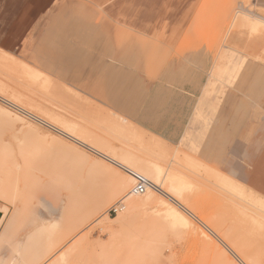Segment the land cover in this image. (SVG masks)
I'll list each match as a JSON object with an SVG mask.
<instances>
[{"label": "rangeland", "instance_id": "rangeland-1", "mask_svg": "<svg viewBox=\"0 0 264 264\" xmlns=\"http://www.w3.org/2000/svg\"><path fill=\"white\" fill-rule=\"evenodd\" d=\"M262 33L264 0H0V89L117 152L145 146L135 154L158 162L165 185L178 184L182 201L211 222L188 215L189 225L172 226L160 202L127 226L110 220L124 193L81 157L99 158L0 105L19 208L13 231L11 202L0 225V264L50 261L65 238L77 247L61 264H239L227 236L264 264V236L241 200L264 198V40H251ZM168 118L179 123L156 133ZM101 214L107 220L93 223Z\"/></svg>", "mask_w": 264, "mask_h": 264}, {"label": "bare ground", "instance_id": "bare-ground-1", "mask_svg": "<svg viewBox=\"0 0 264 264\" xmlns=\"http://www.w3.org/2000/svg\"><path fill=\"white\" fill-rule=\"evenodd\" d=\"M225 44H226L225 47H234V45H232V43H231V40H227L226 37H225ZM220 71L221 70L219 69V72ZM25 98L26 97L23 94H18V96L12 97L9 95V93H6L0 89V105L1 106L7 107L8 110L13 114L18 113L19 115H17V116H19V117L21 115L25 118L33 120L35 123L42 124L44 126H47L48 128H51L52 131L54 130L57 134H59L60 136H62L66 140H69L70 142L76 144L77 146L87 148V150H89L90 152L95 154V156H97L99 159L89 160L85 157H81V158H84V160L86 159L87 162L89 163L90 167H92L99 175H101L104 178V180H106L110 184V188L108 186V189L112 190L113 193H116L118 191H121L124 193V195L121 197L122 199L119 200L118 204L116 203V205H115V207H117V212L119 211L118 215H116L115 217H110V220L120 222L123 227L127 226L130 223L131 218L135 215L136 212H139V210H141V208L142 209L144 207L147 208L148 206H151L152 204H154L156 202H160L161 204L167 206V210L165 211V213H167V218L165 220L171 221L170 223L173 224V225L171 224L172 226H174V225L175 226L176 225H181V226L189 225L191 221H190L188 215H191L196 219L200 216V214H198L199 216L197 214H195L192 211V209L190 208V206H188L186 203H184V201H182V199L180 198V194L178 192V184L173 183L171 186L165 185L166 176L163 174V167L160 164H158V162L153 161V160L148 159V158L140 157L137 154H135V153H139L140 152L139 150L142 151V149L145 146L137 147L139 149V150L137 149L138 152L135 150V147H134V149H132L131 145L128 147H129V149L133 150L132 152L129 149H125L124 147L123 148L121 147V149H123V150H121L122 153L120 151H119L120 152L119 153L116 151L117 148H116V150L114 148H112L113 146L116 147L117 145H111L112 147H110L111 142L110 143L108 142L109 147L108 148L105 147L104 145L101 144L103 142L101 139H100L101 143L96 142L94 140L95 137L92 138V136H89L85 130L71 127L69 125L68 121H66L65 119L56 117L53 114H51L50 112H47V111L45 112L43 109H40L38 106L25 101ZM2 111L3 110L0 108V115L3 114ZM3 117L9 119V117L7 116L6 113H5V116H3ZM120 137L123 138L127 143H128V141H130V138L127 136L126 137L119 136V138ZM52 138L56 140L58 137L53 136ZM101 138L104 139L103 136H101ZM105 139H106L105 141L109 140V139H107V137ZM57 140H60V139H57ZM114 140L116 141V139H114ZM120 140L123 141L122 139H120ZM242 140L243 139L238 140L237 143H241ZM120 144H123V143L120 142ZM128 144L133 145V143H128ZM121 146H124V145H121ZM128 147H126V148H128ZM134 150L136 152H134ZM148 150H150V149H148ZM152 150H150V151H152ZM140 153H141V155L144 154V152L143 153L140 152ZM145 153H146V155H148L147 151ZM176 153H175V156L177 155ZM16 154L17 153L15 152L14 149H6L5 150V149L0 148V212L2 213V216L0 218V225L4 222L5 218L9 214V210H10L9 204L11 202L15 205V211L12 214V217L10 220L12 222V225H11L12 231L17 224L18 214H19L18 204L13 199V197L11 195V190H10L11 189L10 186L12 184L10 177L13 174V169L17 166ZM158 155H159V153H158ZM149 156H150V154H149ZM171 156H173V154ZM112 161H115V162H117V164L119 163V164L125 166L126 169H128L130 171L127 172L125 169L118 167ZM189 163H192V161L188 160V166H186V168H188V167L190 168V166H192V164L189 166ZM185 165H187V164H185ZM114 166L119 168V170L120 169L123 170L125 173L119 171ZM242 169H243V171L246 172L250 168L246 167V165L243 164ZM132 173H136V174H139V175L146 177L155 185V188L148 189L143 194H136L135 193L136 186H134L135 179H134V175ZM225 178L228 180H231L230 177L226 176ZM241 200L244 201L246 204L250 205L251 207H253V208L249 209V212H250L249 214L252 216V223L254 224V228H256V230H260V231H258V233H261V235L264 236V198L258 194L256 195L255 193H251L250 195L248 193H246L244 197H241ZM104 213L106 214V212H104ZM202 217L203 216H200V218H198V219H201ZM15 218H16V220H15ZM57 218L58 217H55V216H45L44 219L48 220V224H49L48 226L50 228V227L56 226ZM107 218L108 217L106 215L101 214L100 216H98L93 221V223H102L103 221H106ZM203 219L204 218H202L201 220L204 223L208 222V223H206V225L210 228V226L208 224L211 222H209L208 220L205 221L207 218L204 220ZM213 227H214V225H213ZM216 230L218 231L217 228H216ZM216 230L215 231L212 230V231L214 234L218 235L219 232H217ZM6 232H7L6 230H5V232H3V236L5 235ZM206 235H207V237H205ZM203 236L208 239V233H206ZM219 236H217V238ZM224 238L221 237V242L223 241L222 243L225 244V247L227 248V250L231 251V253H233L234 255H235V252L237 253V251H238L239 254L237 253L236 255L238 257L239 264H250V263L251 264H261L258 261H256L255 257L253 258V256L248 255L239 245L237 246L236 245L237 243L234 244L233 239H232L231 243H229L230 244L229 245L227 242H230V240H227V239H230V238H228V236L226 239H224ZM65 239L67 241L65 240L64 243L60 242L61 245L59 244L57 246V244H55V246H54L55 248L51 249V252L49 251L50 248L47 250L50 253H52V252H54V250H56L59 247L58 250H56L57 251L56 254L54 253L55 257L52 260L47 261L48 259L46 260L42 257H38V256L32 257L31 256L32 258L26 260L25 264H32V263H35V264H61V263H63L65 261L67 254L69 253V251L74 250L75 247H77V245L75 244L74 246H72L68 249V246L66 247V244H68L69 241L67 238H65ZM210 240H211V237H210ZM5 241H6V239L0 240V244H2ZM53 245H51V246H53ZM219 245H218V247H219ZM235 245H236V248L235 249L232 248ZM226 248H223L224 251L226 250ZM219 249L221 250V248H218V250ZM212 250H213V248H212ZM234 250H236V251H234ZM226 251L224 252V256H225ZM49 252H48V254H49ZM231 253H229V254H231ZM50 259H51V257H50ZM224 259H225V257H224ZM253 259H255V260H253ZM227 261L229 262L230 260H227ZM215 262H217V261H215ZM234 264H236V263H234Z\"/></svg>", "mask_w": 264, "mask_h": 264}, {"label": "built area", "instance_id": "built-area-1", "mask_svg": "<svg viewBox=\"0 0 264 264\" xmlns=\"http://www.w3.org/2000/svg\"><path fill=\"white\" fill-rule=\"evenodd\" d=\"M114 164H116L118 167H121L122 169H125L127 172H129L130 170L126 169L125 166L121 165V164H117V162L112 161ZM134 175V179H135V186H136V191L139 194H143L145 193L148 189L151 188H155V185L146 177L136 174V173H132ZM135 191V192H136ZM110 215L112 214H117V207L112 206V208L109 211ZM2 216V213L0 212V218Z\"/></svg>", "mask_w": 264, "mask_h": 264}, {"label": "crops", "instance_id": "crops-1", "mask_svg": "<svg viewBox=\"0 0 264 264\" xmlns=\"http://www.w3.org/2000/svg\"><path fill=\"white\" fill-rule=\"evenodd\" d=\"M252 41H255L256 42V44H259V43H261L263 40H264V34L262 33V34H260V35H258L256 38H253V39H251ZM257 65H259V64H257ZM261 87V86H260ZM262 88V87H261ZM263 90H264V88H262ZM177 116H179V114L177 115ZM170 121H172V122H174V121H176V122H178L179 121V119L178 120H169V118L168 119H166V120H161V121H159V123H157V124H160V125H157V126H155L154 125V128H153V130L157 133H162V132H166L167 131V129H165V128H167V127H169V122ZM164 122H166V124L164 123ZM179 123V122H178ZM176 129H170V131H175ZM168 132V131H167ZM230 163H232V161L230 162Z\"/></svg>", "mask_w": 264, "mask_h": 264}]
</instances>
